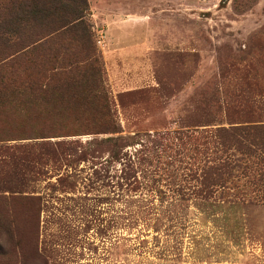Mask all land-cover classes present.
I'll use <instances>...</instances> for the list:
<instances>
[{"label":"rangeland","instance_id":"obj_1","mask_svg":"<svg viewBox=\"0 0 264 264\" xmlns=\"http://www.w3.org/2000/svg\"><path fill=\"white\" fill-rule=\"evenodd\" d=\"M65 3L73 2L50 6L54 26L70 10ZM86 3L76 28L49 34L52 17L41 18L10 42L0 39L1 140L83 129L86 121L75 118L105 113V93L124 133L225 123L226 64L257 58L264 74V0ZM115 30L149 34V81L136 82L139 66L107 64ZM59 70L64 75H52ZM54 180L29 184L30 194L43 197L40 208L0 188V264H264V205L99 200L80 189L52 192ZM37 220L40 258L33 259Z\"/></svg>","mask_w":264,"mask_h":264},{"label":"trees","instance_id":"obj_2","mask_svg":"<svg viewBox=\"0 0 264 264\" xmlns=\"http://www.w3.org/2000/svg\"><path fill=\"white\" fill-rule=\"evenodd\" d=\"M55 1L0 0V39L10 42L18 30L41 18L52 17L45 24L49 34L83 23L86 0H70L65 20L54 26L58 17L50 6ZM256 61L244 57L242 67L232 61L220 72L229 77L222 87L225 123L124 133L113 101L102 90L105 113L75 118L86 121L83 129L31 133L15 143L0 139V188L34 200L37 208L43 197L30 194L36 191H29V184L46 176H55L49 183L52 192L80 189L99 200L264 205V74L263 62ZM220 105L215 99L213 106ZM31 239V257L40 258L38 220ZM5 254L0 246V256Z\"/></svg>","mask_w":264,"mask_h":264},{"label":"crops","instance_id":"obj_3","mask_svg":"<svg viewBox=\"0 0 264 264\" xmlns=\"http://www.w3.org/2000/svg\"><path fill=\"white\" fill-rule=\"evenodd\" d=\"M126 30L119 32L115 30V37L109 41L107 64L115 71H119L122 65L125 68L139 66V73L136 76V82L150 80L147 69L149 62L150 46L152 40L148 33L140 35H126ZM112 38V37H111ZM109 58V59H108ZM116 78V77H115Z\"/></svg>","mask_w":264,"mask_h":264}]
</instances>
